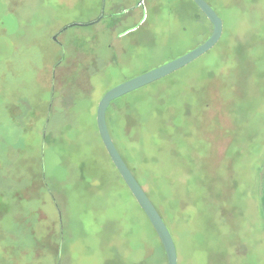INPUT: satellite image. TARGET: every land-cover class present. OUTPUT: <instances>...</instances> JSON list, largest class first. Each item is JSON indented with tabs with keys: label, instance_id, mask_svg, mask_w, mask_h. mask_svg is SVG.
Listing matches in <instances>:
<instances>
[{
	"label": "rangeland",
	"instance_id": "obj_1",
	"mask_svg": "<svg viewBox=\"0 0 264 264\" xmlns=\"http://www.w3.org/2000/svg\"><path fill=\"white\" fill-rule=\"evenodd\" d=\"M205 1L217 43L106 124L177 264H264V0ZM211 32L192 0H0V264H167L96 105Z\"/></svg>",
	"mask_w": 264,
	"mask_h": 264
},
{
	"label": "water",
	"instance_id": "obj_2",
	"mask_svg": "<svg viewBox=\"0 0 264 264\" xmlns=\"http://www.w3.org/2000/svg\"><path fill=\"white\" fill-rule=\"evenodd\" d=\"M200 11L206 16V18L212 24V32L202 43L195 46L194 48L188 50L187 52L138 75L128 78L122 82L107 89L96 105L95 121L97 132L101 139V142L111 159L112 164L116 168L120 177L124 181L132 196H134L135 201L138 206L144 212L146 218L153 227L166 256L167 264H177V255L174 245V241L170 232L163 221L161 215L149 199L148 195L142 188V186L137 182V179L128 168L123 157H121L118 149L116 148L106 124V110L108 104L113 100L132 92L140 87H143L151 82H154L166 75L173 73L174 71L184 67L189 64L199 56L203 55L205 52L211 49L220 36L222 35V20L215 12V10L209 6L205 0H192ZM102 15V14H101ZM101 17V16H100ZM56 37L53 36V39ZM261 207L264 214V168L261 181V196H260Z\"/></svg>",
	"mask_w": 264,
	"mask_h": 264
},
{
	"label": "trees",
	"instance_id": "obj_3",
	"mask_svg": "<svg viewBox=\"0 0 264 264\" xmlns=\"http://www.w3.org/2000/svg\"><path fill=\"white\" fill-rule=\"evenodd\" d=\"M120 98V97H119ZM116 100V99H115ZM114 101V100H113ZM23 165V164H22ZM24 168H25V166H24ZM33 173H36V174H39L40 175V180H42V178H43V173H42V168L39 166V169L38 170H36V172H34L33 171ZM22 177H24L23 175H22ZM55 237H56V239L57 238H59V232H58V230H57V228H55Z\"/></svg>",
	"mask_w": 264,
	"mask_h": 264
}]
</instances>
